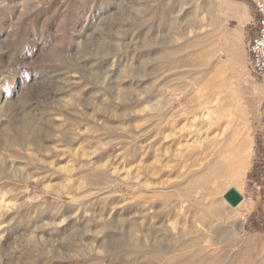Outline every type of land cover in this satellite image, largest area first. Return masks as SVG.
<instances>
[{
	"label": "rangeland",
	"instance_id": "374dc122",
	"mask_svg": "<svg viewBox=\"0 0 264 264\" xmlns=\"http://www.w3.org/2000/svg\"><path fill=\"white\" fill-rule=\"evenodd\" d=\"M257 21L248 0H0V264H264Z\"/></svg>",
	"mask_w": 264,
	"mask_h": 264
},
{
	"label": "built area",
	"instance_id": "2783aa9c",
	"mask_svg": "<svg viewBox=\"0 0 264 264\" xmlns=\"http://www.w3.org/2000/svg\"><path fill=\"white\" fill-rule=\"evenodd\" d=\"M258 18L257 31L246 45L247 62L252 74L264 85V0H248Z\"/></svg>",
	"mask_w": 264,
	"mask_h": 264
},
{
	"label": "water",
	"instance_id": "95a60500",
	"mask_svg": "<svg viewBox=\"0 0 264 264\" xmlns=\"http://www.w3.org/2000/svg\"><path fill=\"white\" fill-rule=\"evenodd\" d=\"M223 199L231 207H236L242 201V196L234 188H231L223 195Z\"/></svg>",
	"mask_w": 264,
	"mask_h": 264
},
{
	"label": "bare ground",
	"instance_id": "6f19581e",
	"mask_svg": "<svg viewBox=\"0 0 264 264\" xmlns=\"http://www.w3.org/2000/svg\"><path fill=\"white\" fill-rule=\"evenodd\" d=\"M239 204H240V203H239ZM239 204H238V205H239ZM238 205H237V206H238ZM225 213H226V212H225Z\"/></svg>",
	"mask_w": 264,
	"mask_h": 264
}]
</instances>
